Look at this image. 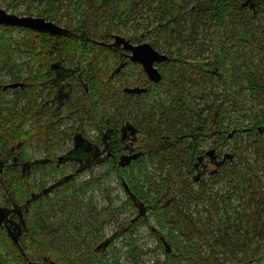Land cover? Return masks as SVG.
<instances>
[{
    "label": "trees",
    "instance_id": "16d2710c",
    "mask_svg": "<svg viewBox=\"0 0 264 264\" xmlns=\"http://www.w3.org/2000/svg\"><path fill=\"white\" fill-rule=\"evenodd\" d=\"M51 3V9L44 14L47 18L58 23L66 20L67 27L89 37L57 39L48 33L23 29L27 36L17 38L9 35L15 27L2 26L6 30L0 32V51L13 81L23 80V64L16 60L19 53H26L30 58L27 64L36 66L42 59L39 50L77 52L93 51L94 47L93 107L105 103L117 107L121 103L123 119L136 122V96L126 94L121 85H113L110 77L101 81L100 70L95 68V62L107 61L106 53L112 51L97 44L110 41L111 37L104 35L121 32V24L130 18L135 32L123 33L126 38L139 43L149 35L154 48L169 56L160 64L163 80L149 89L155 91V115L162 119L153 130L156 145L137 161L124 167L113 162L112 166L128 186V199L139 208L138 220L133 221L144 222L154 216L161 227L170 226L164 238L171 250L163 246L167 256L164 264H264V0ZM91 41H96L92 48L87 46ZM116 55L120 63L124 56ZM206 58L212 61L208 71L200 68L201 60ZM31 73L35 74L33 70ZM126 74L127 70L119 74L125 87L130 86L125 81ZM147 104L142 102V108L146 110ZM23 107L14 103L9 111L11 118L0 120V129L7 132L12 143L23 142L21 151L27 142L38 139L39 132L36 119L25 130L24 125L32 118L26 116ZM240 120L250 122L244 125ZM202 124L211 130L214 124L219 125L221 138L215 144L234 157L211 176L196 181L193 160L202 146L193 145L191 140ZM204 138L199 137L205 144ZM230 139L234 141L231 152L225 151ZM50 140L54 141L52 135ZM47 152L52 161L48 159L45 167L56 170V154L52 149ZM0 190V205L14 202L19 206L27 204L32 191L17 169L0 173ZM80 191L81 186L67 184L33 201L25 213L28 223L20 239L28 257L50 258L63 264H89L93 260V243L101 230L96 221L101 222V218L92 215L98 212L95 207L87 209L78 200L76 194ZM0 237L6 251L0 246V264H23L20 247L5 229H0ZM70 245L78 250L77 254H71Z\"/></svg>",
    "mask_w": 264,
    "mask_h": 264
},
{
    "label": "flooded vegetation",
    "instance_id": "af4514ba",
    "mask_svg": "<svg viewBox=\"0 0 264 264\" xmlns=\"http://www.w3.org/2000/svg\"><path fill=\"white\" fill-rule=\"evenodd\" d=\"M0 8H2L1 5ZM42 14L34 17H42L61 26L57 21L49 19ZM2 25L0 24V26ZM62 26L67 30L65 35L42 33H48L57 39L69 36L89 37L85 34L77 33L74 28L66 25ZM116 35V33L104 35L105 37H111L113 42H98L99 44L97 45L108 47L115 54L123 55L124 57L120 61L122 63L121 67L126 63L132 62L143 70L146 79L142 84L137 82L135 86L147 88L146 92L127 93L125 91L127 87L135 86L125 87L121 84L126 94L136 96V122L123 119V104L121 103L117 107L109 103H105L101 107H96V105L95 108L93 107L91 84L92 51L86 49L78 50L77 52L70 50H39L38 52L42 54V59L37 60L38 64L36 66H29L27 63L30 58H28L26 53L22 54L21 56H24L26 61L21 66L23 73V80L21 81H13L10 67L0 68V120L11 118L12 114L9 111L13 104L16 103L22 107L24 106L23 108L27 112L26 116H29L30 119L32 118L26 126L24 125L26 131L30 128V122L35 119L39 122L38 139H32L27 142L23 151H21L22 141L12 143L11 138L6 134L7 132H3L0 129V173L3 174L6 170L11 172L17 169L21 172L24 182L32 189L30 198L26 200L27 204L19 206L14 202H10L0 205V229H5L12 241L13 237L17 239V242L13 241V243L19 246L22 251L25 258L23 264H30V262L33 264H52V262L59 264L56 260L50 258L31 259L20 245V239L24 235V230L28 223L25 213L30 211L29 207L32 206L33 201L53 192L56 193L59 191L60 186L63 185L80 186L76 182V178L87 171H91L95 166L106 163L113 166V162H116L121 167H124L126 164L123 165L121 163L126 157L136 155L137 161L149 154L156 145L154 144L153 130L157 123H162V119L158 118L154 112L155 91L149 92L152 84L156 82L150 80L141 63L133 62L130 59V51L124 49L123 45H114ZM95 42L91 41V44H87V46L92 48V44ZM56 45H59L58 41H56ZM201 61L203 64L200 68L208 71L209 65H207L205 60L202 59ZM162 63H157L156 66L164 77L163 68H160ZM119 67L111 74L112 77L114 74L116 76L121 73V67ZM31 70L35 74H32ZM213 71L218 73V68ZM36 78L37 80L34 82ZM217 82L219 84L218 80ZM142 95H147V97L144 98ZM33 96H36L35 100L32 99ZM144 101L148 102L146 110L142 108V102ZM149 110H152L150 114L147 113ZM92 129L97 132L96 136L90 135V130ZM167 134L166 136L170 138L171 135ZM50 135L54 138L53 142L50 140ZM192 136L191 142L193 145L200 144L202 146L200 153L193 160V176L201 174L198 180L200 181L204 177L211 176L225 165L226 161L222 165L219 162L224 158L226 152H222L217 147L218 144H215V140L219 142L221 138L218 124H214L212 130L202 124L198 132L193 133ZM201 136L202 138L205 137L204 139L207 138L205 143L211 140L213 146L206 149L203 139H199ZM30 147L32 148L31 151L29 150ZM47 149H52L56 154V170L53 167L48 169L62 175L53 183L44 186L43 175L44 171L47 170L45 167L47 166L46 161L48 159L50 162L52 161V158L48 156ZM211 150L215 151L214 156L208 155ZM34 153L38 155L41 153V155L35 157ZM66 169L68 171H65ZM36 174L40 175L36 176ZM39 176H41V179H39ZM33 186L37 187L33 189ZM50 187L52 188L49 189ZM46 189H49L47 193H45ZM76 197L79 198V201L82 200L81 196L77 194ZM105 242L103 241L101 245H104ZM100 249L99 246L97 250Z\"/></svg>",
    "mask_w": 264,
    "mask_h": 264
},
{
    "label": "rangeland",
    "instance_id": "374dc122",
    "mask_svg": "<svg viewBox=\"0 0 264 264\" xmlns=\"http://www.w3.org/2000/svg\"><path fill=\"white\" fill-rule=\"evenodd\" d=\"M0 5L2 9H5L8 13L16 14L18 16H39L42 13L44 14L45 10L49 11L52 3L50 0H0ZM48 14L51 16V13ZM65 22L66 20L61 22V26H65ZM2 26H0V32H2V29L5 31L6 28H8V26L6 28H2ZM120 29L121 32L115 33L122 36H125L123 33L126 32H129L130 34L135 32L132 28L130 18H126L121 24ZM10 34H13L14 37L17 38L27 36L26 31L20 27H15L14 32L11 33L10 31L9 35ZM149 39V35H144L142 42H139L138 44H151ZM111 41L113 42V39L109 42ZM92 52L93 56L95 54L94 47ZM21 55L22 54L19 53L16 58L19 64H23L24 61H26L25 57ZM106 55L108 57L107 61L102 60L95 62V68L100 70L101 81H103L104 78L110 77L113 85L123 84L121 75L115 76L114 74L113 77L111 75L117 67H121L122 63L117 62L118 57L113 51L107 52ZM204 60L207 65L212 63L210 58ZM5 62L6 61L3 56H1L0 51V68L5 67ZM124 70H127L125 81H127L130 86H135L137 82L142 84L146 79L145 74L142 73V69L137 65L135 66V63H126L120 68L121 72ZM95 73H97V71H95ZM202 107L201 104L199 108ZM231 116L234 120L238 119L235 113H232ZM240 122L244 125H248L250 121L240 120ZM90 135L96 136L97 132L92 129L90 130ZM212 144L213 143L210 140L206 142L204 146L206 149H209ZM227 144L225 151L231 152V150H233L234 141L230 139ZM29 150L31 151L32 148L30 147ZM40 155L41 153H39V155L34 153L35 157H39ZM236 160H238V158H236ZM151 170L152 166L149 165L148 171L150 172ZM65 171L68 170L66 169ZM153 172L155 173V171ZM37 175L40 174H36V176ZM61 175V173H55L51 169H47L44 171L43 179L50 184L56 181ZM126 175L125 177H127ZM39 179H41V176H39ZM76 182H78L83 189V191H80L77 195L81 196V201L84 203L85 207L87 209H89V206H93V208L95 207L98 212L93 213L92 215L94 217L96 216V218L99 216L101 218V222H98V220L96 221V224L101 226V230H99L98 240L95 238L97 241L93 243L94 249L92 252H94V254H91L93 255V260L89 262V264H164L167 256L163 246L167 248L166 244H169L164 236L166 237V234H168L170 226L161 227L154 216L150 219L145 218L144 220L146 221L144 222L133 221L138 220L139 208L132 204L128 199L126 187L122 183L119 174L113 170L111 164L106 163L93 167L91 171H87L77 177ZM86 182H88V184H84ZM2 196L3 193L0 190V199H2ZM161 238L164 243L162 245ZM105 240H110L108 245H101ZM1 241L3 240L0 237L1 249L6 252ZM70 246L72 248L70 249L71 254H77L78 250L73 248L72 245ZM99 246L101 249L97 250ZM59 264H63V262Z\"/></svg>",
    "mask_w": 264,
    "mask_h": 264
},
{
    "label": "water",
    "instance_id": "95a60500",
    "mask_svg": "<svg viewBox=\"0 0 264 264\" xmlns=\"http://www.w3.org/2000/svg\"><path fill=\"white\" fill-rule=\"evenodd\" d=\"M0 24L13 26V27H24L29 28L34 31L40 32H48L53 35H65L67 30L57 25L54 22L47 21L42 17H34V16H18L16 14H10L4 9L0 8ZM114 45L120 46L123 45L124 49L130 51V59L133 62H139L142 64L144 70L148 74L150 80L153 82L159 83L163 80L162 72L156 66L157 63H162L168 60L169 56L158 51L154 46L150 43H141V44H133L129 39L122 35L115 36ZM127 93H144L147 91L145 87H127L125 89ZM230 137L233 136L231 133ZM215 151L211 150L208 152V155L214 156ZM234 155L231 153H226L224 158L219 162L222 165L226 160L233 159ZM132 159H136V155L133 157H126L122 160L123 165L128 164L131 162ZM202 159V158H201ZM201 177V174L196 176V181H198ZM55 186V185H54ZM53 187V186H52ZM50 187L49 189H51ZM126 187H128L126 185ZM49 189H46L45 193L48 192ZM13 241L16 243L17 239L13 237ZM110 240H107L104 245H108ZM103 245V246H104ZM168 251L171 250L170 245L167 243ZM30 264H33L30 262ZM52 264H55L52 262Z\"/></svg>",
    "mask_w": 264,
    "mask_h": 264
}]
</instances>
